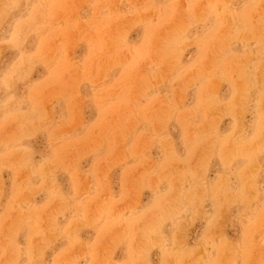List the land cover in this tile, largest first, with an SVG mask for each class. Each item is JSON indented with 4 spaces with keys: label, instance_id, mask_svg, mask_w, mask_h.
I'll return each instance as SVG.
<instances>
[{
    "label": "rangeland",
    "instance_id": "374dc122",
    "mask_svg": "<svg viewBox=\"0 0 264 264\" xmlns=\"http://www.w3.org/2000/svg\"><path fill=\"white\" fill-rule=\"evenodd\" d=\"M0 264H264V0H0Z\"/></svg>",
    "mask_w": 264,
    "mask_h": 264
}]
</instances>
